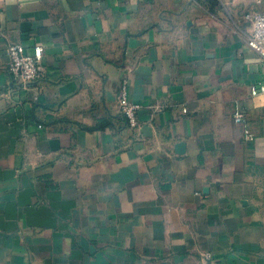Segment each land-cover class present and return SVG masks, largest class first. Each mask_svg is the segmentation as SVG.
<instances>
[{"label":"crops","instance_id":"obj_1","mask_svg":"<svg viewBox=\"0 0 264 264\" xmlns=\"http://www.w3.org/2000/svg\"><path fill=\"white\" fill-rule=\"evenodd\" d=\"M253 9L264 1L0 0V264H264ZM14 42L44 47L41 80L13 78Z\"/></svg>","mask_w":264,"mask_h":264},{"label":"built area","instance_id":"obj_2","mask_svg":"<svg viewBox=\"0 0 264 264\" xmlns=\"http://www.w3.org/2000/svg\"><path fill=\"white\" fill-rule=\"evenodd\" d=\"M254 1L257 5H260L264 0ZM245 18L252 26L247 44L250 49L264 59V11L253 9L245 14ZM6 52L9 59L10 73L23 86H29L45 76V70L42 66L44 57V47L42 45L35 46L34 51L29 52L23 43L14 42L8 45ZM260 94H264V84L252 87L253 96ZM118 101L121 112L127 118L130 127L135 130L140 129L141 123L138 114L142 109V104L131 99L130 81L126 77L121 82ZM233 118L235 123L245 126L247 137L252 139L253 134L248 127L246 115L240 107L236 106L233 110ZM204 257L210 258L211 254H205Z\"/></svg>","mask_w":264,"mask_h":264},{"label":"water","instance_id":"obj_3","mask_svg":"<svg viewBox=\"0 0 264 264\" xmlns=\"http://www.w3.org/2000/svg\"><path fill=\"white\" fill-rule=\"evenodd\" d=\"M178 148H181L182 150H184V148H185V144H184V143H179V144H178Z\"/></svg>","mask_w":264,"mask_h":264}]
</instances>
